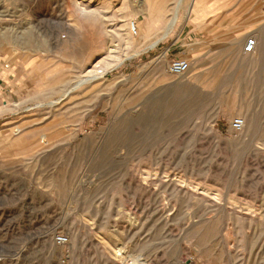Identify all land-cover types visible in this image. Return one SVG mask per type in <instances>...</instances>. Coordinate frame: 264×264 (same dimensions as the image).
<instances>
[{
    "label": "rangeland",
    "instance_id": "obj_1",
    "mask_svg": "<svg viewBox=\"0 0 264 264\" xmlns=\"http://www.w3.org/2000/svg\"><path fill=\"white\" fill-rule=\"evenodd\" d=\"M191 5L0 0V264H264V0L165 37Z\"/></svg>",
    "mask_w": 264,
    "mask_h": 264
},
{
    "label": "crops",
    "instance_id": "obj_2",
    "mask_svg": "<svg viewBox=\"0 0 264 264\" xmlns=\"http://www.w3.org/2000/svg\"><path fill=\"white\" fill-rule=\"evenodd\" d=\"M142 5L147 3V0H140ZM241 0H192V5L188 8L176 9V12L184 13V16L179 17L178 13L175 15L172 23L169 24V32L165 37L170 34L172 29L177 28L179 20H182L181 27L184 31L181 35L185 37L186 41H191L203 34L202 30H213L223 27H231L224 25L222 19L228 14H235L239 11ZM147 19V31L149 37L156 36L159 29L164 26V13L160 8H154L144 13ZM223 23H222V22ZM180 38V39H181ZM160 40L153 43L156 47ZM235 45H243L244 40H235ZM22 75L19 72H9L0 74V99L7 98L8 94L13 93L15 87L21 84Z\"/></svg>",
    "mask_w": 264,
    "mask_h": 264
},
{
    "label": "built area",
    "instance_id": "obj_3",
    "mask_svg": "<svg viewBox=\"0 0 264 264\" xmlns=\"http://www.w3.org/2000/svg\"><path fill=\"white\" fill-rule=\"evenodd\" d=\"M131 30L133 33L137 34V26L135 23H132ZM257 46L256 38L248 39L244 48L245 54H252L255 51ZM190 62L187 60H177L171 63L170 72L176 76H184L190 71ZM245 120L244 118H236L231 123V128L234 132H242L245 129ZM57 242L61 245H65L68 243V239L66 237H58Z\"/></svg>",
    "mask_w": 264,
    "mask_h": 264
},
{
    "label": "bare ground",
    "instance_id": "obj_4",
    "mask_svg": "<svg viewBox=\"0 0 264 264\" xmlns=\"http://www.w3.org/2000/svg\"><path fill=\"white\" fill-rule=\"evenodd\" d=\"M134 23V22H133ZM257 47V46H256ZM245 48V47H244ZM255 50H256V48H255ZM254 53V52H253ZM245 54V53H244ZM247 55V54H246ZM248 55H250V54H248ZM257 57V56H256ZM84 83V82H83ZM82 83V84H83ZM174 99V98H173ZM168 105H170L171 106V104L170 103H167ZM167 104H160L161 106H160V108H159V114H158V117H159V120H160V122H161V124L164 126V127H169V126H171V125H173L174 124V122H176V120L174 119L175 118V116H173V115H171V114H169L168 113V108H169V106L167 105ZM172 105H174L173 103H172ZM145 120H146V118H145ZM129 138V137H128Z\"/></svg>",
    "mask_w": 264,
    "mask_h": 264
}]
</instances>
